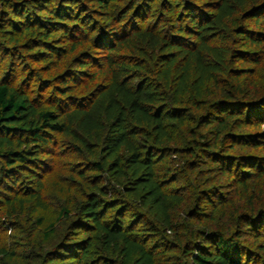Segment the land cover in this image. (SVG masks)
Instances as JSON below:
<instances>
[{
	"label": "trees",
	"instance_id": "trees-1",
	"mask_svg": "<svg viewBox=\"0 0 264 264\" xmlns=\"http://www.w3.org/2000/svg\"><path fill=\"white\" fill-rule=\"evenodd\" d=\"M139 1L116 9L121 0H0L9 10L5 25L20 35L14 42L28 37L35 48L58 32H79L93 15L108 16L104 32L74 44L93 45L113 66L108 89L69 115L40 109L0 81V166L11 174L37 163L23 147L42 151L49 131L73 135V125L89 137L107 131L105 155L131 199L91 195L48 264H264V0L177 2L168 10L180 22L171 37L131 32ZM132 33L155 67L139 82L130 74L141 65H118L114 58ZM92 59L79 63L65 88L80 89L76 77L98 78L89 71ZM170 156L179 158L175 175L162 173ZM180 175L190 199L172 188ZM33 187L38 192L41 181ZM183 202L189 203L185 221L203 230L188 232L175 222L173 207ZM6 253L0 237V256Z\"/></svg>",
	"mask_w": 264,
	"mask_h": 264
},
{
	"label": "rangeland",
	"instance_id": "rangeland-1",
	"mask_svg": "<svg viewBox=\"0 0 264 264\" xmlns=\"http://www.w3.org/2000/svg\"><path fill=\"white\" fill-rule=\"evenodd\" d=\"M182 1L184 0H157L154 3L153 0H140L136 7L137 14L142 16L138 18L139 15L131 13L130 19L134 20L131 32L150 29L171 37L180 22L174 16L171 17L168 10ZM194 1L200 5L206 2ZM127 2L128 0H124V3L121 0L116 9L124 8ZM203 8L208 13H214ZM4 13L8 14L9 10L1 7L0 81L6 80L27 93L40 109L52 106L57 108V112L67 115L76 108L84 107L87 101H93L108 89L112 82L113 66L106 61L105 52L90 44L81 48H75L74 44L79 38H86L87 41L83 40L90 43L104 32L109 26L108 16L93 15L85 26L81 25L83 28L79 32H73V28H70L69 36L58 32L50 39H44L40 48H35L28 37L21 38L20 43L14 42L20 35L5 25ZM10 17L15 19L12 15ZM222 33L227 34L225 31ZM135 35L131 34L129 41L114 54V58L118 65L130 68L141 65L142 69H136L130 74L137 77L135 82H139L146 72H152L155 67L142 54L148 51V47L140 36ZM182 37L195 40L188 38L186 34ZM92 58L95 61L89 71L97 72L98 78L87 83L76 77L80 89L72 91L65 88V82L79 69V63L82 60L91 61ZM212 91L207 99L216 98ZM73 131V135L46 132L48 144L42 151L31 146L23 147L31 150L32 158H36L37 163L21 166L11 174L8 173V167L0 166V237L2 247L7 250L6 255L0 256V264H48L51 252L69 233L70 224L78 218L80 208L91 195L95 194L105 202L115 200L116 197L121 201L131 199L129 195L122 194V187L111 170V161L105 155L103 139L107 131L92 137L85 135L75 125ZM176 131V136L182 133V130ZM178 163V157H168L161 167L162 173L175 175L180 170ZM179 177L180 180L172 188L184 200L190 199L189 190H186V177ZM37 180L41 181L38 192L33 187ZM188 204L183 202L174 205L173 219L185 231L203 230L202 226L185 221ZM169 236L173 242L175 233Z\"/></svg>",
	"mask_w": 264,
	"mask_h": 264
}]
</instances>
